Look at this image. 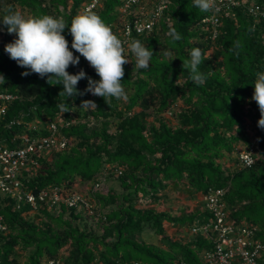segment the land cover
I'll return each mask as SVG.
<instances>
[{"label":"trees","instance_id":"trees-1","mask_svg":"<svg viewBox=\"0 0 264 264\" xmlns=\"http://www.w3.org/2000/svg\"><path fill=\"white\" fill-rule=\"evenodd\" d=\"M70 1L68 6V0H48V4L44 0H0V19L7 9L17 11L20 7L31 15L63 17L70 25L82 12L85 0ZM162 1L166 9L152 32L144 36L132 33L125 45L130 61L124 65L122 81L127 100L113 98L108 104L102 97L85 92L87 79H81L77 86L83 95L67 98L59 95L62 85H49L47 77L34 73L22 76L26 69L4 51L15 35H9L0 24V74L5 77L0 92L15 96L0 120L1 143L16 147L21 142H12L14 137L49 136L47 121H54L57 133L68 141L66 148L49 153L51 158H37L38 168L24 179L28 191L35 195L57 187L66 192L76 179L94 185L105 180L104 170L118 179L120 187L119 192L107 191L104 185L97 191L91 187L90 197L98 207H93L98 214L93 216L94 229L86 226L83 215L88 212L82 208H68L60 202L52 206L38 203L34 209L0 194L4 227L0 231L1 264H20V257H24V264H47L52 259L62 264H141L132 261L134 252L144 255L147 264H204L199 252L196 260L193 252L210 250L213 245L190 230L196 223H207L208 212L202 208L200 214L171 215L154 208L165 199L162 191L173 183L185 185L201 203L209 191L222 190L221 201L230 218L252 229L253 239L264 246V130L257 126L260 112L251 99L256 74L264 72V18L254 20L247 11L250 0H238L237 6L221 10L217 36L212 39L211 26L202 22L212 11L201 12L193 0ZM256 1L264 7V0ZM100 3L101 9L93 11L100 16L112 10L113 23L104 22L120 38L121 26L132 21L135 6L125 9L121 15L126 19L115 26V8L122 7V1ZM171 28L181 34L180 41L174 42L167 35ZM63 34L74 55H80L71 49L69 30ZM133 40L153 51L148 69L134 68L135 57L127 48ZM193 47H200L206 57L199 66L207 77L202 86L193 83L189 71L182 67ZM207 51L211 53L207 55ZM87 63L80 56L79 65L70 66L68 71L75 74L83 69L98 80ZM83 100L94 101L97 109L80 108ZM177 100L182 106L172 124L169 117L159 115L176 106ZM64 102L70 112L62 113L59 106ZM245 117L254 126V142L245 129ZM14 119L21 124L9 126ZM240 141L252 152L253 162L242 166L236 152L231 169L221 160L234 154ZM35 213L41 215L38 222L33 218ZM187 219L194 222L185 225ZM170 224L187 226L189 240L172 239L166 231ZM145 230L153 231L163 248L145 242ZM262 254L264 260V250Z\"/></svg>","mask_w":264,"mask_h":264},{"label":"clouds","instance_id":"clouds-1","mask_svg":"<svg viewBox=\"0 0 264 264\" xmlns=\"http://www.w3.org/2000/svg\"><path fill=\"white\" fill-rule=\"evenodd\" d=\"M193 6L201 12H211L216 9V0H193ZM0 24L9 35H15V39L4 45V51L19 67L26 69L21 73L22 76L34 73L40 78L47 77L49 85H62L59 95H66L67 98L83 95L77 86L81 79H87L85 92L102 97L106 104L113 98L127 100L122 84L124 65L130 62L126 56L125 42L96 12L85 10L73 17L69 25L63 17L48 14L25 16L20 11L9 8L0 19ZM65 29L72 36L71 49L80 55H74L70 50L69 41L63 34ZM167 35L174 42L182 39L175 28H171ZM127 48L135 57V69L150 67L154 53L146 44L133 40ZM80 56L95 70L98 80L87 76L83 69L75 74L69 73L70 66L79 65ZM205 59L202 49L193 47L190 58L182 64L189 71L190 80L198 86H202L207 79L206 74L199 70ZM256 76L251 99L260 112L257 126L264 130V72H259ZM0 83H5L3 74H0ZM59 107L62 113L70 112V106L65 102ZM80 108L95 111L97 105L92 100H83Z\"/></svg>","mask_w":264,"mask_h":264},{"label":"built area","instance_id":"built-area-1","mask_svg":"<svg viewBox=\"0 0 264 264\" xmlns=\"http://www.w3.org/2000/svg\"><path fill=\"white\" fill-rule=\"evenodd\" d=\"M101 0H85L82 12L85 10H95L99 7ZM122 10L135 6L136 11L132 21L125 22L121 26L120 39L126 43L132 33L137 36L148 35L152 32L155 24L160 20L166 5L162 0H153L150 10L145 11V4L150 0H121ZM238 0H216V9L212 11L210 17L202 20L211 26V38L217 36V17L222 9L237 6ZM248 13L258 20L264 18V7L256 0H250ZM87 67H92L87 63ZM15 96L0 92V120L3 119L7 111V103L12 102ZM49 136L29 139L26 135L12 138L20 140L16 147H9L0 141V194L11 197L17 202H25L32 208H36L38 203L55 205L63 203L68 208L80 210L88 213L92 212L93 203L71 190L64 192L57 187L40 190L37 194L28 191V186L24 179L30 172L38 168L37 158L45 157L51 152H56L66 148L68 141L61 137L56 130L54 121H47ZM20 125L21 121L14 119L8 123L9 126ZM252 152L239 153V162L242 166H249L253 162ZM93 191L103 187L102 181L91 185ZM222 190L209 191L202 198L203 209L208 212L210 219L205 224L196 223L190 230L191 234H199L207 238L213 245L212 249H203L200 253L204 264H264L262 253L264 246L254 240V232L246 225L237 224L230 218L228 211L221 201ZM19 203L17 208L19 207ZM199 224V225H198ZM2 218L0 216V231H3ZM1 264V260H0ZM47 264H62L59 260H49ZM132 264H139L133 262Z\"/></svg>","mask_w":264,"mask_h":264},{"label":"rangeland","instance_id":"rangeland-1","mask_svg":"<svg viewBox=\"0 0 264 264\" xmlns=\"http://www.w3.org/2000/svg\"><path fill=\"white\" fill-rule=\"evenodd\" d=\"M115 1L117 2L119 0H115ZM152 1L153 0H150V3H148V1H147V4H145V11L150 10V7L152 6L151 5ZM44 2H45V4H48V0H44ZM70 5H71V1L68 0V6H70ZM101 7H102V3H100L98 10L101 9ZM115 10L117 11L116 12L117 21L113 25L117 26V25H119V23H121L123 21V19H126V18L124 15H121V14H124L122 7H119V8L116 7ZM17 11H20L25 16L31 15L27 11V9H21L20 7H17ZM100 16L103 20L108 21L110 23H113L114 18H115L112 10L108 11V14L102 13V15H100ZM209 53H211V52L207 51L206 54L208 55ZM180 106H182V103L180 100H177L176 106H173V107L167 109L164 113H161L159 116L161 118H168L169 117L168 118L169 122L174 124V123H176L174 115H175V113L178 112ZM149 120H152V117H150ZM244 122H245V129L249 132V135L251 136L252 142H254V139L252 137V135L254 133L253 132L254 126H252V124L250 123V120L247 117L244 118ZM246 151L247 150H246L245 144H243V142L240 141L239 143L235 144L234 154L230 155V157L228 158L229 160L227 159V157H225L221 160V163L228 165L231 169H234V165H235L234 161H235V158L237 156L236 152L244 153ZM45 157H47V159H49V158H51V155L47 154ZM108 173L109 172H107V170L103 171V176H105V180L102 179L103 185L105 186L107 191L112 190L114 192H119L120 187H119L118 179H116L114 177V175L108 176ZM91 185L92 184L89 181H80L79 179L78 180L76 179L75 184L69 190L86 197L90 201V203H94V204H92L93 207L96 206V208H98L95 201L93 200V198L90 197L91 195H90L89 191L91 189ZM162 194H163V196H165L164 201H161V202H159V204L154 205V208H157L158 210H163V211L169 212L171 215H178V214H181L183 211H185L183 213V215L184 214L189 215L190 211H193V212L198 211L199 212V210H202L201 205H200V200L196 196H193L194 197L193 198L192 197L193 194L191 192H188L185 185H182V184L176 185L175 183H173V185H171V187H169V189H165L164 191H162ZM95 212L96 211H94L92 209L91 213H85L83 215L85 218L86 226L88 228H92V229L95 228V225H94L95 220H94L93 216L98 217V214ZM86 215H88V216L86 217ZM40 216H39V214L35 213L33 215V218L38 222V220H40L39 219ZM202 217H207V216L202 215ZM65 218H68L67 214H65ZM196 219H197V217L194 218V220H196ZM194 220L193 219L192 220L187 219L183 223L185 225L186 224L188 225L191 221L194 222ZM180 221L181 220H179V222ZM187 229H188L187 226L180 227L178 225H171L170 224L167 226L166 231H167L168 235H170L171 238L174 240L182 239L183 241H187L190 238V235H189ZM142 239L147 243H151L153 245H157V246H160L163 248V246L160 245V243H159L158 236L156 234H154L153 231H151V230H145L142 233ZM201 250L202 249L198 248L196 250L197 252L196 251L193 252V256H194L195 260L198 258L197 257L198 252H199V254L202 252ZM131 259H132V261L137 260L141 264H147V258L144 255H141V254H138L135 252L132 253ZM19 261H20V264H24V261H25L24 257H20Z\"/></svg>","mask_w":264,"mask_h":264},{"label":"crops","instance_id":"crops-1","mask_svg":"<svg viewBox=\"0 0 264 264\" xmlns=\"http://www.w3.org/2000/svg\"><path fill=\"white\" fill-rule=\"evenodd\" d=\"M200 205H201V209H202L203 206H202V203H201V202H200ZM202 211H203V209H202V210H199V212L197 211L198 213H197V212H196V213H197V214H200V212H202ZM184 212H185V211H183L181 214H178V215H182Z\"/></svg>","mask_w":264,"mask_h":264}]
</instances>
